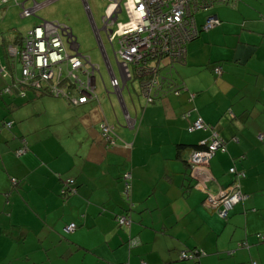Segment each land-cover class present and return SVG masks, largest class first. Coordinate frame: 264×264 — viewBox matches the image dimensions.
<instances>
[{"label": "crops", "instance_id": "crops-1", "mask_svg": "<svg viewBox=\"0 0 264 264\" xmlns=\"http://www.w3.org/2000/svg\"><path fill=\"white\" fill-rule=\"evenodd\" d=\"M55 1L36 0L43 4L28 15L14 0L0 1V264H264V0H213L195 13L199 27L208 14L218 22L165 67L182 84L177 93L146 102L139 77L119 68V89L99 68L97 97L83 103L25 88L23 96L5 93L20 77V37L41 23L31 15ZM198 117L207 126L189 130ZM102 120L117 134L111 148ZM213 132L225 148L209 158L206 189L230 184V167L244 172L246 196L227 218L176 157L177 143L201 144ZM68 177L76 190L63 196ZM127 213L130 224H118L115 216ZM70 222L76 227L65 230ZM191 248L197 258H179Z\"/></svg>", "mask_w": 264, "mask_h": 264}, {"label": "built area", "instance_id": "built-area-1", "mask_svg": "<svg viewBox=\"0 0 264 264\" xmlns=\"http://www.w3.org/2000/svg\"><path fill=\"white\" fill-rule=\"evenodd\" d=\"M1 2L7 0H0ZM17 2L20 0H16ZM102 15V28L110 42L117 39V49L114 50L118 67L126 78L133 74L139 77L140 91L146 102H150L157 95L170 91L164 84L172 85L170 69L175 62L185 58L186 43L195 36L200 29H208L218 22L215 14H208L200 27L195 20V13L208 8L213 0H106ZM33 0L32 6L21 4L22 13L33 14L34 8L42 5ZM124 9L126 20L119 21L118 13ZM116 23V29L108 28ZM104 56H105V51ZM14 54L20 61V77L17 82L27 84L35 89H47L55 95H61L69 103H81L87 99L97 97L95 93V75L99 73V65L78 50L75 35L69 26L58 21L43 19L34 25L22 37L21 43ZM107 58V56H106ZM112 85L119 89L117 78L107 62ZM216 73L221 72V65H214ZM5 92H11L6 87ZM72 91L77 95H72ZM20 96L25 94L24 89L18 91ZM8 126L11 121H7ZM207 124L198 117L189 126V130L204 128ZM100 132L105 142L112 144L116 137L113 125L106 120L100 123ZM259 138L261 135L258 136ZM208 141L207 149H192L188 153V162L192 176L205 189L204 200L214 208L219 215L226 217L234 203L244 198L246 194L241 190L239 179L244 176L243 170L230 167L233 174L230 184L213 193L206 189L207 164L216 149H224V139L213 132ZM201 141L202 143L206 142ZM26 146L17 149L16 154L24 152ZM128 174L126 173V176ZM15 181V177L12 178ZM72 179H67L68 186L61 189L63 195L71 187ZM129 182L125 181L124 194L128 196ZM120 222H129L125 214L118 215ZM75 224L65 225V230H73ZM264 236V235H263ZM198 253L182 251L181 256L190 258ZM197 258V256H195ZM256 264L255 261L252 262ZM143 264H145L143 262Z\"/></svg>", "mask_w": 264, "mask_h": 264}, {"label": "rangeland", "instance_id": "rangeland-1", "mask_svg": "<svg viewBox=\"0 0 264 264\" xmlns=\"http://www.w3.org/2000/svg\"><path fill=\"white\" fill-rule=\"evenodd\" d=\"M83 1L84 0H58L47 9L40 12L37 11L34 15H31V17H35L40 21L43 19L58 21L69 26L72 33L76 36L78 50L89 55L91 60L99 65L102 75L107 79V77H109L107 62H109L115 74L118 73L119 68L114 54V50L118 47L117 39L114 38V40L110 42L105 30L102 28L103 23L101 16L104 14L107 1L86 0L89 13ZM26 18L27 16H23V19ZM117 19L119 21L126 19L124 9L118 13ZM108 28L115 30L116 23L109 25ZM104 48L106 53L105 56L103 52ZM96 78L100 80L99 76ZM88 100L89 99L86 101Z\"/></svg>", "mask_w": 264, "mask_h": 264}, {"label": "trees", "instance_id": "trees-1", "mask_svg": "<svg viewBox=\"0 0 264 264\" xmlns=\"http://www.w3.org/2000/svg\"><path fill=\"white\" fill-rule=\"evenodd\" d=\"M14 3L16 4V0H14ZM17 5V4H16ZM23 37V36H22ZM22 37H20V43H21V40H22ZM76 37V36H75ZM173 65H174V63H173ZM172 67V66H171ZM170 71V74H171V79L173 80V82H172V85H170V84H164L163 85V87H169V89H170V91H173V92H175V93H177V92H179V90L181 89V83L180 82H178L177 81V79H176V77H175V72L172 70H169ZM9 84V87H11V92H9L8 94H12L13 92H12V90H14V91H16V93H18V91H20L21 89H32V90H34L35 92H37L38 94H49V95H55L54 93H52V92H50L49 90H47V89H43V88H41V89H35V88H33V87H31V86H28L27 84H23V83H21V82H15V81H11V82H9L8 83ZM2 91H3V89H2ZM2 91H1V93H2ZM6 93V92H5ZM141 94H142V92H141ZM143 95V94H142ZM55 96H61V95H55ZM159 96H161V95H157L156 97H154L153 98V100L152 101H154L156 98H158ZM144 97V96H143ZM64 99H66L65 97H64ZM145 99V98H144ZM67 101V100H66ZM146 101V100H145ZM68 102V101H67ZM151 102V101H150ZM6 122L7 121H5V126L7 127V128H9L10 126H8L7 124H6ZM12 123V122H11ZM100 127V126H99ZM100 129V128H99ZM114 129V128H113ZM114 132H115V130H114ZM116 133V132H115ZM100 135H101V132H100ZM102 136V135H101ZM116 138H117V135H116V137H115V139H114V142L112 143V144H108V142H104V143H106L105 145L107 146L106 148H111L115 143H116ZM102 139H103V141H104V138L102 137ZM24 144L23 145H25L26 146V141H25V139H24ZM23 145H21V146H23ZM20 146V147H21ZM20 147H18V148H20ZM18 148H16L15 149V154H16V151H17V149ZM198 148H202V149H207L208 148V141H206L205 143H202V144H200V143H198V144H185V143H177L176 144V157H178V158H180L182 161H183V163L186 165V167H190V165H189V162H188V155H187V157H186V155H184L187 151H188V153L190 152V150H192V149H198ZM22 154V153H21ZM17 156H19L18 154H16ZM67 179H72V183H69V184H71V187L72 188H74V190H70L71 192H73V191H75L76 190V187L74 186V184H75V179L73 178V177H68V178H66V179H64L63 180V184H62V188L65 186V184L67 183ZM13 181V180H12ZM239 181H240V179H239ZM68 186V184H66V187ZM69 191V192H70ZM63 195V194H62ZM66 195V194H65ZM65 195H63V196H65ZM241 200V199H240ZM239 201V200H238ZM235 204V203H234ZM127 217H129V220L131 221V219H130V216H129V214L127 213V214H125ZM227 216H228V213H227ZM227 216L226 217H223V218H227ZM115 220L117 221V223L118 224H130V221L127 223V222H120L119 221V219H118V215H116L115 216ZM74 224H75V222H73ZM75 227H76V224H75ZM64 229H65V226H64ZM134 243H136V241L134 240V239H130L129 241H128V245L129 246H131V245H133ZM194 250H197L198 251V253H200V250L199 249H197V248H191V251H188V250H186V249H183V250H181L180 251V253H179V258L180 259H183V258H185V257H182L181 256V252L182 251H186V252H193L194 253ZM198 255V254H197ZM197 255H195V256H197ZM195 256H193V257H190V258H192V259H195ZM185 259H189V258H185ZM143 262L145 263V264H148L145 260H142L141 261V264H143ZM121 264V263H120Z\"/></svg>", "mask_w": 264, "mask_h": 264}, {"label": "water", "instance_id": "water-1", "mask_svg": "<svg viewBox=\"0 0 264 264\" xmlns=\"http://www.w3.org/2000/svg\"><path fill=\"white\" fill-rule=\"evenodd\" d=\"M29 1L33 2V0H20L18 2L16 1V4H18L21 7V4L26 5V3L29 2ZM84 2L87 4L86 0H84Z\"/></svg>", "mask_w": 264, "mask_h": 264}, {"label": "clouds", "instance_id": "clouds-1", "mask_svg": "<svg viewBox=\"0 0 264 264\" xmlns=\"http://www.w3.org/2000/svg\"><path fill=\"white\" fill-rule=\"evenodd\" d=\"M107 4V3H106ZM106 6V5H105Z\"/></svg>", "mask_w": 264, "mask_h": 264}]
</instances>
